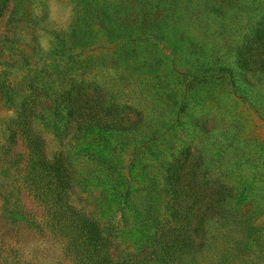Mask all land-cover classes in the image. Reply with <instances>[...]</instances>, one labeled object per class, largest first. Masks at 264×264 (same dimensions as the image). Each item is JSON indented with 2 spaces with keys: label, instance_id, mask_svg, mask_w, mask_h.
I'll list each match as a JSON object with an SVG mask.
<instances>
[{
  "label": "rangeland",
  "instance_id": "374dc122",
  "mask_svg": "<svg viewBox=\"0 0 264 264\" xmlns=\"http://www.w3.org/2000/svg\"><path fill=\"white\" fill-rule=\"evenodd\" d=\"M104 13L113 25L99 16ZM262 14L264 0H21L12 23L0 18V151L6 150L7 122L15 115L18 95L28 91V80L49 84L56 71L71 70L75 78L97 82L143 111L148 135L155 127L162 130L161 140L148 146L138 133L107 140L91 133L61 141L47 113L39 121L48 154L66 146L108 155L111 148L130 194L147 193L144 175L154 173L156 157L167 156L175 143L203 149L210 142L202 132L213 128L216 144L227 148L206 151L214 159L212 172L227 174L234 186L243 184L248 201L236 220L212 223L196 264H264V76L243 81L230 57L245 28ZM10 25L14 38L6 41ZM227 63L233 77L222 70ZM15 167L0 159V243L9 252L2 249L1 257L14 264H71L60 239L27 220L2 217ZM102 172L84 183L74 202L98 218L113 214L123 248L131 249L136 242L126 226L131 212L115 211ZM22 198L26 211L36 212L38 219L40 208L28 196ZM135 200L130 196L128 201Z\"/></svg>",
  "mask_w": 264,
  "mask_h": 264
},
{
  "label": "trees",
  "instance_id": "16d2710c",
  "mask_svg": "<svg viewBox=\"0 0 264 264\" xmlns=\"http://www.w3.org/2000/svg\"><path fill=\"white\" fill-rule=\"evenodd\" d=\"M20 1L0 0V18L7 16L6 22L12 23L18 16ZM99 16L107 24H114L105 13ZM10 30L6 41L14 38L12 25ZM158 33L162 35L159 30ZM128 38L126 42L130 43ZM230 57L243 81L264 76V14L245 28L240 44L231 48ZM232 68L228 63L222 66L231 77ZM52 78L54 81L49 79V84L28 80V91L18 95L15 115L7 122V146L0 151V159L10 166L15 164L16 174L8 184L11 189L2 207V217L6 222L27 220L40 231L46 230L60 239L71 264H196L207 246L212 223L223 225L236 220L248 201L243 184L234 186L227 174L216 176L212 172L214 159L206 151L209 153L215 146L222 152L227 145L216 144L210 133L213 128L202 132L210 142L202 144L204 150L175 143L168 148L167 156L156 157L155 165L151 161L155 171L144 175L149 185L147 193L130 194L128 189L125 191L127 179L117 169L111 148L108 155L66 146L48 154L38 123L47 118V113L52 119V131L61 141L91 133L104 140L112 135L131 137L138 133L146 146L155 143L154 139L160 141L157 136L162 130L155 127L153 134L148 135L145 113L97 82L75 78L71 70L56 71ZM235 87L241 95L240 86ZM197 126L203 129V123ZM102 170L115 197V211L131 212V221H126V226L136 234L131 249L123 248L122 230L113 214L98 218L74 202L84 183L100 178L97 171ZM252 178L257 179L254 175ZM23 194L40 208L38 219L36 212L24 208ZM130 196L136 199L131 205ZM0 244V252H8ZM1 256L0 253V264H14L7 255Z\"/></svg>",
  "mask_w": 264,
  "mask_h": 264
}]
</instances>
